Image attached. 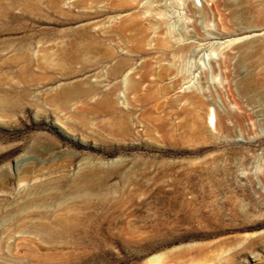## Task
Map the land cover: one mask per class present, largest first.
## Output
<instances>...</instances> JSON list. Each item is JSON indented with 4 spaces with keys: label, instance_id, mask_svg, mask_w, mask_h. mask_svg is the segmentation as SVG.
<instances>
[{
    "label": "rangeland",
    "instance_id": "374dc122",
    "mask_svg": "<svg viewBox=\"0 0 264 264\" xmlns=\"http://www.w3.org/2000/svg\"><path fill=\"white\" fill-rule=\"evenodd\" d=\"M0 264H264V0H0Z\"/></svg>",
    "mask_w": 264,
    "mask_h": 264
},
{
    "label": "bare ground",
    "instance_id": "6f19581e",
    "mask_svg": "<svg viewBox=\"0 0 264 264\" xmlns=\"http://www.w3.org/2000/svg\"><path fill=\"white\" fill-rule=\"evenodd\" d=\"M215 110H211V112H210V115H209V119H210V121L213 123L214 122V119H215Z\"/></svg>",
    "mask_w": 264,
    "mask_h": 264
}]
</instances>
